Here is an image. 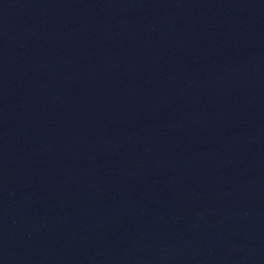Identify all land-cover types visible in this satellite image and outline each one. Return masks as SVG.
<instances>
[{
    "label": "water",
    "instance_id": "obj_1",
    "mask_svg": "<svg viewBox=\"0 0 264 264\" xmlns=\"http://www.w3.org/2000/svg\"><path fill=\"white\" fill-rule=\"evenodd\" d=\"M0 264H264V0H0Z\"/></svg>",
    "mask_w": 264,
    "mask_h": 264
}]
</instances>
